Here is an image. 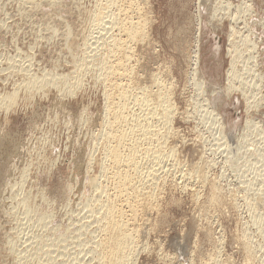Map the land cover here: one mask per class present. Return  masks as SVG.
<instances>
[{"label":"rangeland","instance_id":"obj_1","mask_svg":"<svg viewBox=\"0 0 264 264\" xmlns=\"http://www.w3.org/2000/svg\"><path fill=\"white\" fill-rule=\"evenodd\" d=\"M224 1L0 0V102L17 93L0 103V264H98L101 189L112 181L106 147L115 142L102 125L110 78L128 90L127 124L117 129H130L128 146L139 140L155 205L140 207L123 264H264V78L260 90L252 80L264 73V0ZM214 7L221 27L207 21ZM129 20L141 26L135 39L121 28ZM124 38L131 73L113 77L102 61ZM199 44L207 84L195 70ZM230 75L246 96L220 90ZM158 87L171 95L168 121L141 98Z\"/></svg>","mask_w":264,"mask_h":264},{"label":"bare ground","instance_id":"obj_2","mask_svg":"<svg viewBox=\"0 0 264 264\" xmlns=\"http://www.w3.org/2000/svg\"><path fill=\"white\" fill-rule=\"evenodd\" d=\"M109 1V0H108ZM199 1V0H198ZM215 1V0H214ZM217 1V0H216ZM222 2L224 0H221ZM226 1V2H225ZM224 2L227 3L226 5L229 6L228 3H231L230 0H225ZM232 1V0H231ZM101 2V1H100ZM120 2V1H119ZM132 2V1H131ZM134 2V1H133ZM243 2V1H242ZM102 3V2H101ZM126 3V2H125ZM135 3V2H134ZM198 3V2H197ZM200 3H202L200 1ZM217 3V2H216ZM241 3V2H239ZM109 4V3H108ZM130 4V3H129ZM128 4V5H129ZM102 5V4H101ZM137 5V4H136ZM199 5V3H198ZM197 5V6H198ZM202 5V4H201ZM214 5V4H213ZM217 5V4H216ZM219 5V4H218ZM238 8L241 7L240 4H235ZM126 6V5H125ZM135 6V5H134ZM224 6V5H223ZM243 6V5H242ZM202 7V6H201ZM218 7V6H217ZM222 7V6H220ZM226 7V6H224ZM138 8V7H137ZM213 8V6H212ZM242 8V7H241ZM103 9V8H102ZM124 9V8H123ZM122 9V10H123ZM220 9V8H215L213 9V11L211 13H209L210 15L207 17V21L214 25V26H217L220 25L221 27V21H222V18L224 17V15H220L221 14V10H220V14L217 13V10ZM224 9V8H223ZM240 9V8H239ZM111 10V9H110ZM113 10V9H112ZM127 10V9H126ZM198 10V16H197V32L201 33L202 31V27H203V19L201 17V9H200V6H199V9ZM242 10V9H241ZM103 11L100 9V11H98V14ZM107 11V10H106ZM125 11V9H124ZM131 11V10H130ZM140 11V10H139ZM138 11V12H139ZM251 11V10H250ZM104 12V11H103ZM102 13V12H101ZM105 13V12H104ZM252 13V12H250ZM125 14V13H124ZM130 14V13H129ZM128 14V15H129ZM135 15V14H134ZM99 16V15H98ZM240 15L237 14V18L239 17ZM118 17V16H117ZM124 17V16H123ZM116 18V17H115ZM140 19V16L138 17ZM131 19V18H130ZM138 19V20H139ZM143 19V18H142ZM93 20V19H92ZM113 20V19H112ZM127 20V18H126ZM125 20V21H126ZM137 20V19H136ZM107 21V20H106ZM119 21V20H118ZM121 21V20H120ZM124 21V22H125ZM133 21V20H132ZM146 21V20H145ZM122 21V24H121V28L123 29V32L125 31L126 32V35L127 36H130L132 38H136L137 36L141 35V32H140V28L141 26L139 25V23L137 22L135 24L134 23H131L130 20L128 22H130L132 25L129 26L127 25L126 23H124ZM106 24V23H105ZM109 24V23H108ZM142 24V23H141ZM107 25V24H106ZM119 25V24H118ZM143 25V24H142ZM104 26V25H103ZM110 26V24H109ZM106 27V26H105ZM144 27V26H143ZM99 28V27H98ZM112 28V27H111ZM120 28V29H121ZM108 29V28H107ZM146 29V28H145ZM144 29V30H145ZM144 30L142 31V33L144 32ZM109 31V30H108ZM120 31V30H119ZM95 32V31H94ZM122 32V31H121ZM112 33V32H111ZM145 34V33H144ZM90 35V34H89ZM98 35V34H97ZM111 35V34H110ZM91 36V35H90ZM122 38V37H120ZM140 38V37H139ZM95 39V38H94ZM128 40V39H126ZM125 38L124 39H121L119 40L118 39V42L116 41L115 43H112L113 46H114V49H113V46L111 47V52L109 53L108 51V55L109 56H106V54H104V56L106 57L105 61H104V57L102 58L103 62L106 63V68L104 70V67H103V71L104 73L106 74H109L111 72V74H115L116 72L120 75L118 76H127L128 74H130V69H129V65H128V59L129 57H131L130 55V48L129 46H127L125 44L126 42ZM143 41V40H142ZM70 42V41H69ZM132 42V41H131ZM103 43V42H102ZM87 44V43H86ZM95 44V43H94ZM96 47V46H95ZM109 48V47H108ZM198 51L196 52V66H195V70H196V73L200 76V82H205V84H207V77H205L204 75V72L202 70V65H201V54H200V44L198 45ZM103 53V52H102ZM132 53V52H131ZM82 62V61H81ZM94 63V62H93ZM98 63V62H97ZM79 64V63H78ZM81 64V63H80ZM96 64V63H95ZM82 65V64H81ZM101 66H104V63L103 65ZM88 67V66H87ZM99 67V66H98ZM102 68V67H101ZM249 69H252L253 70V67H249ZM72 70V69H71ZM76 70V69H75ZM89 70V69H88ZM107 70V72H105ZM132 70V69H131ZM90 71V70H89ZM30 72V71H29ZM133 72V71H132ZM97 73V72H96ZM233 74H236V72H233ZM32 74V73H31ZM63 74V73H61ZM84 74V73H83ZM100 74V73H99ZM114 74H113V77H114ZM36 75V74H35ZM50 76V75H49ZM55 76V75H54ZM70 76V75H69ZM68 76V77H69ZM111 76V75H109ZM116 76V75H115ZM232 76L233 75H230L231 79L229 80V82L224 85V87H220L219 85V88L221 91H224L225 94L227 95H230L232 94L233 92L235 91H240L242 93V95L246 96L247 92L245 89H243L240 85H236L233 81H232ZM58 77V76H57ZM81 77V76H80ZM83 77V76H82ZM81 78H78L79 79H82ZM96 77V76H95ZM39 78V77H38ZM49 78V77H48ZM48 78H42L41 81L37 82V83H34L31 82L33 79H32V76H31V79L29 78V81L32 83H30V85H34V87L36 86L38 89H40L41 86L45 85L46 82H49ZM119 78V77H117ZM256 78V83H255V88L256 89H261V85H260V80L262 78H264V73H258V72H254V74L252 75V80H254ZM53 78L50 79V81L52 80ZM71 79V78H70ZM103 79V77H102ZM112 78L108 79L110 80L109 84H108V91H107V95H108V105H105L107 106L104 107L107 109L108 113L107 116V120L105 118H103V121H102V125L104 123H106L107 125H105L106 127H108V129H105L104 128V131H105V134H106V137L108 139V141L111 143V141L115 140L114 144H107L108 146L106 147V149L108 150L107 154L109 153V155L111 156L110 159H112L113 161V164L111 167H107L109 168V175L112 179L111 181V191L109 192L106 188L104 189V186L106 185H102L103 186V189L102 192H105L107 193V196H106V199L105 200H102L103 202L99 204V209L101 211V215H98L99 217L98 218V221L100 223V228L102 230V235L101 237L97 240V245L99 246V251H97L98 253V256L97 257V262L98 264H123L127 259L128 257L130 256L129 255V248H130V245H131V241H132V236L133 233L135 232L136 230V224H133L135 222L134 219H136V215L138 214L139 212V209L141 206L143 205H147L150 207L151 204V199H150V195L151 193H148L147 191V188H146V191L144 190V185L146 184L147 182V179H144V177L141 175V169L139 167V164H138V160L135 156L136 154V151L134 150H140V142H138L139 140L137 139V136H136V139L138 140H135V138L133 139L134 141L132 140H129V141H132L130 142L131 144H129V146L126 144V138H128L129 136L127 135L126 136V132L127 131H120L122 130L119 129V132H118V129H117V126H118V123L121 120H123L125 117H124V114L126 113L125 112V107L127 104H125V98H128L129 96L127 95V89L123 87L122 83L117 81V80H111ZM115 79V78H114ZM120 79V78H119ZM63 80V79H62ZM133 80V79H132ZM209 80V79H208ZM25 81V80H24ZM55 81V80H54ZM64 81V80H63ZM81 81V80H79ZM82 82V81H81ZM128 82V81H127ZM68 83V82H67ZM70 83V82H69ZM78 83V82H77ZM131 83V82H130ZM21 84V83H20ZM23 84V83H22ZM57 84V83H56ZM59 84V83H58ZM74 84V83H73ZM210 84V83H209ZM54 85V84H53ZM70 85V84H69ZM79 86V85H78ZM129 86V85H128ZM163 86V85H162ZM19 87V86H17ZM25 87V86H24ZM30 87V86H29ZM58 87V86H56ZM127 87V86H126ZM147 87V86H146ZM165 87V86H163ZM31 88V87H30ZM59 88V87H58ZM72 88V87H71ZM74 88V87H73ZM77 88V87H76ZM79 88V87H78ZM130 88V87H129ZM159 88V87H158ZM157 88V90H153V89H149V88H144V94L143 96L141 97L142 100L144 101V103L147 105V108H148V111H151V114L152 112H155V113H158L161 115V117H163L165 120H169V117L171 116L170 114V109L172 108V101L170 100V94L168 93L169 91H166L167 88H165L166 90H162V88L160 87L159 89ZM219 88L216 89V88H213L211 91H210V95L212 96L213 94L215 93H220L219 91ZM106 89V88H105ZM156 89V88H155ZM24 90V88H23ZM14 91V90H13ZM43 91V90H42ZM46 91V90H45ZM130 91V90H129ZM71 92V91H70ZM69 92V93H70ZM73 92V91H72ZM72 92L70 94H72ZM78 92V91H77ZM16 93V92H15ZM44 93V92H43ZM46 93V92H45ZM64 93V92H63ZM11 94V93H10ZM10 94L8 95L7 94V98H8V104H13V101L15 100L14 97L16 96V94L14 95H11ZM41 95V94H40ZM46 95V94H45ZM132 95V94H131ZM130 95V96H131ZM10 96V97H8ZM18 96V95H17ZM128 96V97H127ZM6 98V97H5ZM3 98L2 101L5 99ZM7 98L5 101H7ZM16 98V97H15ZM34 98V97H33ZM249 99V98H248ZM1 101V102H2ZM143 101L142 104H143ZM0 102V103H1ZM104 103V104H107ZM127 102V101H126ZM15 104V103H14ZM145 104H143V106H145ZM1 105V104H0ZM4 105V104H3ZM9 106V105H7ZM10 107V106H9ZM128 107V106H127ZM130 107V106H129ZM128 107V108H129ZM171 107V108H170ZM128 110V109H127ZM132 110V109H131ZM172 110V109H171ZM85 111V110H84ZM105 112V111H104ZM134 113V112H133ZM146 113V112H145ZM150 113V112H149ZM154 113V114H155ZM105 114V113H104ZM103 114V115H104ZM140 114V112H139ZM126 117H127V114H125ZM129 115V114H128ZM173 115V114H172ZM106 116V115H105ZM131 117L134 118V116L131 115ZM129 118V117H128ZM162 118V119H163ZM85 120V119H83ZM126 120V118H125ZM124 120V121H125ZM87 121V120H86ZM104 121H107V122H104ZM128 121V119H127ZM131 121V120H130ZM144 121V120H143ZM151 121V120H150ZM139 122V121H138ZM137 122V123H138ZM147 122V120H146ZM119 123V124H120ZM127 124V122H124ZM122 123V124H124ZM141 123V121H140ZM145 123V122H143ZM155 124V123H154ZM101 125V124H100ZM130 125V124H129ZM135 125V124H133ZM133 125L131 124V128L133 127ZM153 125V124H152ZM120 126V125H119ZM124 126V125H123ZM126 126V125H125ZM141 126V127H140ZM140 128H142L141 131H143V133L145 134V136L149 137V135L152 133L153 135V130H151L150 128V125H141L140 124ZM157 126V125H156ZM162 126V125H161ZM116 127V128H115ZM122 127V125H121ZM127 127H130V126H127ZM136 127V130L139 128L138 126H134L133 128ZM138 127V128H137ZM152 127V126H151ZM169 127V126H168ZM120 128V127H118ZM124 128V127H123ZM132 128V129H133ZM153 128V127H152ZM158 128V127H157ZM99 129H102V128H99ZM128 129V128H127ZM131 129V130H132ZM174 129V128H173ZM68 130V129H67ZM96 130V129H95ZM129 132V135H130V129H128ZM135 130V131H136ZM160 130V129H159ZM104 131L102 132L101 135H103ZM140 131L137 130V132ZM140 131V132H141ZM167 131V130H166ZM133 134V132H131ZM139 133V132H138ZM155 133V132H154ZM157 133V132H156ZM142 134V132H141ZM168 134V133H167ZM137 135V134H136ZM139 135V134H138ZM151 135V137H152ZM162 135V134H161ZM166 135V134H165ZM164 135V136H165ZM133 136V135H131ZM130 136V137H131ZM144 136V137H145ZM156 136V135H155ZM163 136V137H164ZM135 137V135H134ZM143 137V136H141ZM159 137V136H158ZM156 138V137H155ZM158 139V138H157ZM93 140V139H92ZM126 140V141H125ZM152 140V139H151ZM156 140V139H155ZM159 140V139H158ZM162 140V139H160ZM164 140V139H163ZM98 141V139H97ZM154 141V140H153ZM165 141V140H164ZM152 142V141H151ZM161 143V142H159ZM125 145L127 146L126 148H129V152H124V148H125ZM151 145V144H150ZM94 146V145H93ZM104 146V145H103ZM153 146V145H152ZM169 146V145H168ZM105 147V146H104ZM156 147V145H155ZM94 148V147H93ZM92 148V150H93ZM152 148V147H150ZM172 148V147H171ZM155 149V148H154ZM160 149V148H159ZM164 149V148H163ZM91 150V149H90ZM91 150V151H92ZM171 150V149H170ZM94 151V150H93ZM146 152V151H145ZM154 152V151H153ZM169 152V150L167 151ZM92 153V152H91ZM90 153V154H91ZM94 153V152H93ZM157 153V152H156ZM160 153V152H159ZM170 153V152H169ZM106 154V153H105ZM138 154V153H137ZM153 154V153H151ZM168 154V153H167ZM166 154V155H167ZM172 154V153H171ZM89 155V154H88ZM92 155V154H91ZM108 155V157H109ZM149 155V153H148ZM174 155V154H173ZM90 156V155H89ZM103 156V155H102ZM165 156V155H164ZM93 158V157H92ZM143 158V157H142ZM146 158V157H145ZM154 158V157H153ZM109 159V160H110ZM139 160H141V158H138ZM155 159V158H154ZM106 161V160H105ZM148 161V160H147ZM178 161V160H177ZM107 162V161H106ZM156 162V161H155ZM170 162V161H169ZM141 163V162H140ZM174 164V163H173ZM205 165V164H204ZM102 166V165H101ZM109 166V165H108ZM159 166V164H158ZM104 167V166H103ZM168 167V166H167ZM27 168V167H26ZM85 168V167H84ZM167 169V168H166ZM196 169V168H195ZM194 169V170H195ZM29 170V169H28ZM151 170V169H150ZM149 170V172H150ZM197 170V169H196ZM27 171V170H26ZM86 171V170H85ZM25 172V171H24ZM148 172V171H147ZM148 174H154L155 170L150 172ZM158 172V171H156ZM195 172V171H194ZM201 172V171H200ZM198 172V173H200ZM191 173V172H190ZM203 173V172H202ZM28 174V173H27ZM87 174V173H86ZM146 174V176L148 175ZM197 174V172H196ZM26 175V174H24ZM107 175V174H106ZM155 175V174H154ZM158 175V174H157ZM203 175V174H202ZM201 175V176H202ZM108 176V175H107ZM151 176V175H149ZM153 176V175H152ZM205 176V175H204ZM26 177V176H25ZM91 182L94 183V184H98L97 180L96 181V178L93 176ZM90 177V178H91ZM97 177V176H96ZM109 177V176H108ZM109 177V178H110ZM148 177V176H147ZM154 177V176H153ZM153 177H150L152 180H153ZM24 178V177H23ZM89 178V179H90ZM107 178V177H106ZM20 179V177H19ZM98 179V178H97ZM109 179V180H111ZM166 179V178H165ZM148 180H149V177H148ZM22 181V180H21ZM101 181V180H100ZM150 181V180H149ZM149 181H148V185H149ZM26 182V181H25ZM97 182V183H96ZM110 182V181H109ZM152 182V181H151ZM150 182V183H151ZM184 182V181H183ZM203 183V182H202ZM22 184H24L22 182ZM156 184V183H155ZM21 185V184H20ZM15 186V185H13ZM97 185H95L96 187ZM99 186V185H98ZM97 186V187H98ZM94 187V186H93ZM94 187V189H95ZM96 187V189H97ZM109 187V186H108ZM99 188V187H98ZM198 188V187H197ZM109 189V188H108ZM154 189V188H153ZM152 190V189H151ZM94 191V190H93ZM99 193V192H98ZM154 193V192H153ZM196 193V192H195ZM217 193V192H216ZM214 194V193H213ZM153 195V194H152ZM198 195V194H197ZM212 196V195H211ZM34 197V196H33ZM152 197V196H151ZM215 197V196H214ZM80 198V197H79ZM101 198V197H100ZM105 198V197H104ZM154 198H152L153 200ZM12 200V199H11ZM157 200V199H156ZM17 202V201H16ZM99 202V201H98ZM19 203V202H18ZM22 203V202H21ZM20 203V204H21ZM15 204V203H14ZM27 204V203H26ZM98 205V203H97ZM154 205V204H153ZM152 206V205H151ZM155 206V205H154ZM158 206V205H157ZM26 208V207H25ZM209 208V207H208ZM142 209V208H141ZM140 209V210H141ZM151 209V208H150ZM18 210V209H17ZM26 210V209H25ZM36 212V211H35ZM98 212V211H97ZM143 213V212H142ZM48 214V213H47ZM196 214V213H195ZM45 215V214H44ZM43 215V216H44ZM51 216V215H49ZM48 216V217H49ZM143 216V215H142ZM41 217V216H40ZM39 217V218H40ZM46 217V218H48ZM53 217V216H52ZM41 220V219H40ZM91 220V219H90ZM52 224V223H51ZM83 224V223H82ZM133 224V225H132ZM53 225V224H52ZM76 225V224H75ZM205 225V224H204ZM80 226V225H79ZM78 226V227H79ZM139 226V225H138ZM53 227L55 228V225H53ZM151 227V226H150ZM53 228V229H54ZM99 228V227H98ZM145 228V227H144ZM72 229V228H71ZM70 229V230H71ZM57 230V229H55ZM73 230V229H72ZM78 231V230H77ZM69 232V231H68ZM71 233V232H70ZM57 234V233H56ZM138 234V233H137ZM68 235V234H67ZM80 235V234H79ZM77 236V235H75ZM137 237V236H136ZM135 240V239H134ZM136 241V240H135ZM246 243V242H245ZM135 246V244H134ZM250 246V245H249ZM98 248V247H97ZM134 248V247H133ZM251 248V247H250ZM219 249V248H218ZM253 249V248H252ZM98 250V249H97ZM250 250V249H248ZM254 252V251H253ZM210 256V255H209ZM218 257V256H217ZM203 259V258H202ZM210 263V261H209Z\"/></svg>","mask_w":264,"mask_h":264}]
</instances>
